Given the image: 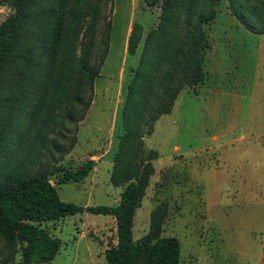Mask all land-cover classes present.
Masks as SVG:
<instances>
[{
  "label": "trees",
  "instance_id": "1",
  "mask_svg": "<svg viewBox=\"0 0 264 264\" xmlns=\"http://www.w3.org/2000/svg\"><path fill=\"white\" fill-rule=\"evenodd\" d=\"M160 1L159 24L145 39L122 109L124 133L111 174V183L123 187L119 204L82 207L60 199L46 157L62 153L59 140L68 138V125L83 121L92 105L110 50V0H0L14 11L0 25V264L17 254V264H52L62 240L46 225L84 213L116 220L117 244L105 251L107 264H181L179 239L159 236L164 210L154 215L147 238L134 239V217L158 159L157 152L142 158L143 135L154 134L184 87L196 93L205 80V27L221 0L153 5ZM227 1L244 26L264 34V0ZM141 41L135 27L130 54ZM95 165L90 159L55 183H82Z\"/></svg>",
  "mask_w": 264,
  "mask_h": 264
},
{
  "label": "rangeland",
  "instance_id": "2",
  "mask_svg": "<svg viewBox=\"0 0 264 264\" xmlns=\"http://www.w3.org/2000/svg\"><path fill=\"white\" fill-rule=\"evenodd\" d=\"M153 3L110 0V50L92 105L83 121L68 125V138L59 140L63 154L46 157L48 170L56 173L52 184L65 203L119 204L123 187L111 183V174L124 133L128 88L145 39L160 21L161 1ZM215 8V20L205 27V80L196 93L184 87L172 112L155 123L154 134L143 135L142 158L157 152L158 159L134 217V239L147 238L154 215L164 210L159 236L179 239L181 264H257L264 254V35L244 26L227 0ZM13 13L0 4V25ZM135 27L142 41L130 54ZM90 159L96 165L84 182L55 183ZM46 228L62 240L52 264H107L105 251L117 244L112 216L78 214ZM20 262L17 254L9 264Z\"/></svg>",
  "mask_w": 264,
  "mask_h": 264
},
{
  "label": "crops",
  "instance_id": "3",
  "mask_svg": "<svg viewBox=\"0 0 264 264\" xmlns=\"http://www.w3.org/2000/svg\"><path fill=\"white\" fill-rule=\"evenodd\" d=\"M259 35H264V34H259ZM215 140L217 141L218 137H216ZM263 256H264V254L261 253L260 257H259V260L257 261V264H262L263 263Z\"/></svg>",
  "mask_w": 264,
  "mask_h": 264
}]
</instances>
